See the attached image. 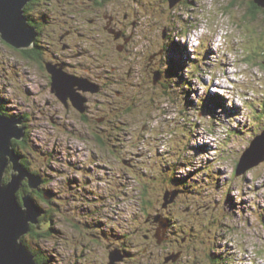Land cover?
Returning a JSON list of instances; mask_svg holds the SVG:
<instances>
[{
	"label": "rangeland",
	"instance_id": "obj_1",
	"mask_svg": "<svg viewBox=\"0 0 264 264\" xmlns=\"http://www.w3.org/2000/svg\"><path fill=\"white\" fill-rule=\"evenodd\" d=\"M77 1L42 0L32 13L56 27ZM229 1L193 0L173 8L170 0L139 3L144 30L137 32L147 35L148 49L152 40L161 47L174 43L150 67L143 45L132 49L135 60L126 64L110 50L106 66L126 65V78L116 80L108 71L102 94L90 91L100 94L90 101L79 95L83 89L74 94L76 104L90 105L89 126L50 94L51 78L41 63L23 58L0 37V102L9 114L28 117L20 123L28 134L26 160L50 179L44 188L58 194L51 206L59 212L47 224L55 221L58 232L43 241L49 264H264V147L249 152L257 165L237 173L256 135L264 134V14L252 11L250 0ZM82 4L91 16L92 0ZM44 33V49L72 56L66 37L56 33L50 40ZM85 55L73 56L74 64L88 67ZM104 99L116 114H127L105 123L103 132H90L101 129L99 118L115 119ZM172 180L183 192L173 193ZM147 215L154 226L146 224ZM127 236L134 251L123 263L126 249L116 243ZM135 240L144 244L137 247Z\"/></svg>",
	"mask_w": 264,
	"mask_h": 264
},
{
	"label": "flooded vegetation",
	"instance_id": "obj_2",
	"mask_svg": "<svg viewBox=\"0 0 264 264\" xmlns=\"http://www.w3.org/2000/svg\"><path fill=\"white\" fill-rule=\"evenodd\" d=\"M193 0H181L179 4L181 3H191ZM83 0H78L76 2L75 7L72 11H68L67 8L64 9L65 15H72V19L70 20H63L65 24H63L62 28L60 29V33H57V38L60 37H66L67 41L65 48L71 49V55L72 56H63V53L59 52V49L57 50H48L49 56L47 57L48 60L51 61V64H55L57 68H60L61 71L64 73H68L70 75H75L78 77L88 78L91 80L99 81L101 84V94L105 91V85H106V79H108V71H111L112 74L116 77V80H119L121 76H124L126 78V69L127 67L124 66L122 69L121 66L118 67V69L115 68V66H112L110 69L107 65L108 62V56L111 55L109 51L112 52L117 50L120 55L123 56V58H127L124 60L125 64L128 62V59H132L136 57L134 51L132 49L136 48L138 45H143V51L145 53L144 57L145 63L147 62V66H151L154 63H156L159 59H161V55L164 53L165 49H169L171 43H174V41H170V44L167 42L165 43V46H160L161 44L156 41L152 40L150 46V49H148V41H147V35L142 33V37L140 38V32H137L139 30H144L141 28L142 21L141 19L144 18L140 15V4L143 5L145 0H142L141 2L137 1L135 5L131 4V1L127 0H119L118 2L116 0H92V6L91 10L93 14L90 15V13H85L82 10ZM239 0H230L229 4L234 5L235 3H238ZM35 2H33L34 4ZM32 4V5H33ZM32 7V6H31ZM66 7V6H65ZM107 8V9H105ZM33 12V10H31ZM27 12V9H26ZM27 15V13H26ZM33 15V14H32ZM87 15V16H85ZM61 22V23H62ZM140 24V25H139ZM54 26V25H52ZM39 29V28H38ZM37 29V30H38ZM40 31V29H39ZM59 34V35H58ZM139 34V37L137 36ZM39 36V35H38ZM163 37H167L166 32L163 34ZM41 38V37H40ZM64 46V45H63ZM46 50V49H44ZM77 50V54L76 53ZM88 50L92 51L90 52L91 55H88ZM81 51V52H80ZM83 52H86L85 61L89 63L88 67L81 68L83 64H80V66L74 64V60L72 59L73 56L78 57V55L82 54ZM94 53V54H93ZM135 60V58H134ZM104 64V65H101ZM122 63V62H121ZM137 65V64H136ZM139 65V63H138ZM105 67V74L104 77L102 76V70L100 68ZM44 69L49 72L50 78H51V89L50 94L52 96L58 97L57 99H60L63 105L69 111L68 109H71V112H75L81 119H83V123L86 126H89L88 122V116L90 105H85L84 110H81V108L76 104L78 101L74 102L72 97H67V101L65 102L62 98L59 97V93L54 89L53 87V73L50 71V69L45 68ZM84 71V76H80L81 72ZM124 71V73L121 72ZM101 72V73H100ZM132 67L128 70V75L131 74ZM92 74H94L95 79L92 78ZM96 75V76H95ZM87 76V77H86ZM130 76V75H129ZM78 87V86H77ZM76 87V89H77ZM91 90H87L84 92H79L80 94H84V96L87 98L88 101L92 100L95 95H100L99 93L92 94L90 93ZM99 91V92H100ZM92 95V96H91ZM117 94H114L111 90V96L116 97ZM78 98H75L77 100ZM77 106H76V105ZM101 104H104L105 107L112 113V117L115 119H107L105 116L102 118H99V121L101 122L99 124V127L104 129V124L107 122H110L111 120H116V116L120 115V113L125 116L127 112H125V109L120 110V113L116 114V108L110 107L111 101L104 99ZM43 105V102H42ZM41 112H44V110H40ZM6 114V113H5ZM68 115V113H67ZM20 117H23L24 120H26L28 117L26 115H18ZM57 124H59L63 130L66 131H75L73 128V125L71 127L66 125H61L56 121ZM24 125V124H23ZM108 125V124H107ZM97 128L95 126L90 128L91 131H96ZM90 157L94 159L93 154L90 152V148L88 152ZM149 222V221H148ZM120 247V246H119ZM121 249V248H120Z\"/></svg>",
	"mask_w": 264,
	"mask_h": 264
},
{
	"label": "water",
	"instance_id": "obj_3",
	"mask_svg": "<svg viewBox=\"0 0 264 264\" xmlns=\"http://www.w3.org/2000/svg\"><path fill=\"white\" fill-rule=\"evenodd\" d=\"M30 1L32 0H0L1 37L20 49L34 46L38 37L37 27L30 24L25 16V7ZM180 1L170 0V6L174 7ZM253 1L258 7L264 9V0ZM47 63V68L53 73V86L59 84L54 81V76L61 72L60 68H57L55 64L52 66L51 62ZM63 74L71 80V83L74 79L75 88L72 95L75 94L77 86L85 91H100L101 89L100 86H92L81 77L70 75L67 72H63ZM63 88L67 90L65 85ZM54 89L59 93V97L66 102L65 92L62 90L61 94L58 89ZM75 98L79 99V95L77 97L74 95L72 99L76 101ZM77 105L81 110H84V106L79 103ZM20 123V118L4 115L0 106V264H39L30 248L24 244L22 237L30 231L33 222L37 223L38 217L43 211L39 209L41 206L36 203L30 193L23 197L24 206L19 202L17 193L26 178L29 179L31 188H38L42 184V178L30 172L21 163V155L13 146L15 138L22 139L25 136L24 128L20 126ZM261 143L264 145V134L257 135L252 141L250 149L243 154L244 162L240 161L242 163L238 166V175L257 165L258 160L248 155L250 150L253 151L256 147L263 148ZM247 159L252 162H247ZM10 164H13L12 175L8 181H5L6 170ZM16 171L19 173L17 174ZM179 192V189H176L173 193L178 195Z\"/></svg>",
	"mask_w": 264,
	"mask_h": 264
},
{
	"label": "trees",
	"instance_id": "obj_4",
	"mask_svg": "<svg viewBox=\"0 0 264 264\" xmlns=\"http://www.w3.org/2000/svg\"><path fill=\"white\" fill-rule=\"evenodd\" d=\"M41 1L42 0H32L25 7V15L27 13L26 17L28 18L29 23L34 25L35 27H37V29L38 28L40 29V31H39V29L37 30L39 36L36 38L34 46L28 47V48H21V49L17 48L16 46H13V45L12 46H13V48H15V50H17L19 53L22 54L23 58L28 59V61H38L41 63V65L43 67L46 68V67H48L47 62H49V61H48L47 57L49 56V54L47 56H45L44 54L46 52L48 53L49 51L44 50V47L42 45L43 42H45V41L41 40V38H40L41 35L44 33L42 30H46V29L50 30L48 32V34H46V33H44V34L46 35V37L48 39L54 40L53 37H56V33H60V29L62 28L63 24H65V23L64 22L59 23L58 26H56V27L49 26V23L46 22L47 20L44 17L42 19V16H40L38 14H33L31 10L34 11L35 7H31V6H36ZM33 2H35V3L33 4ZM250 4L255 7V9H254L251 6L252 11H254L257 14H259V13L264 14V9L258 7L254 3L253 0H250ZM75 5H76V3L70 4V6H73V8L75 7ZM82 6H83V4H82ZM26 9H27V12H26ZM71 16L72 15H65L64 20L66 21V20L72 19ZM253 16L255 17V15H253ZM46 17H51V16L46 15ZM45 23H47V24H45ZM48 26H49V28H48ZM0 37H1V34H0ZM161 78H162V75H161ZM0 106H1L2 112L4 114L5 113L9 114L5 105L0 104ZM10 115H14V114H10ZM104 130L105 129L101 128L100 130L97 129L96 132H101V131L103 132ZM98 137L100 139L102 138L101 135H98ZM13 145L16 147L17 152L22 156L23 164H25V166L28 165L29 163L26 160V157H27L26 153L29 152L28 134H26V136L22 140H14ZM31 145L33 147L32 149L34 151L38 152L36 150V146L33 144H31ZM32 163H35V162H32ZM11 168H12V166L9 167V169L6 173L5 181H8L11 177V173H10ZM27 168L31 172L39 175L42 178V184L38 188H31V186L29 185V180H26L25 182H23L22 189H20L18 191V195H17L19 202L24 206L23 197L27 193H30L33 196V198L35 199L36 203L39 206H41L39 209L42 210L43 212H41V214L39 215L37 223L33 222L31 224L30 231L22 237V240H23L24 244L26 246H28L30 248V250L32 251V253L35 255V259L39 264H43L44 262H46L45 264H49L47 262L49 260L48 256L43 253V251L49 250V247L44 245L43 241H45L46 238L51 237L52 235L53 236L56 235V232H58L55 225H54L55 221H53L51 225H47L49 222H51L54 219L53 218L54 215L57 214V212H59L58 209L51 206V202L56 201V197L58 196V194L54 190L51 191V189L44 188V186L50 184L51 181L45 175V172L43 174V171L41 170V168H37L36 166H35V168H33L29 165L27 166ZM237 171H238V168H237ZM172 182H173L174 186H177L174 188L179 189L180 192H183V187H181L179 183H177L173 180H172ZM145 195L147 197L143 200L146 201L147 203H149V195L150 194L148 192H146ZM143 211H147V209H143ZM89 214H91V213H89ZM147 221H149V222H147ZM146 224H150V225L153 224V226L155 225V221L150 215H147V217H146ZM73 225L75 227L79 226L77 223H72V226ZM98 231H100V230H98ZM87 236H88L87 237L88 240H90L91 242H95L92 235H87ZM56 238H58V236H56ZM130 239L131 238H129L127 236L126 240L120 241L119 243H116V244H118L117 245L118 248H121V249L125 248L126 249L125 252L127 253L128 256L125 258L123 263H125L133 255L132 250L134 251V247H133L132 243L130 242ZM134 244H135V246L138 247L144 243L139 242V240H135ZM143 247H144V245H143ZM45 248H47V249H45ZM180 253H181V251H178L177 255ZM225 258H226V260L229 261L228 257H225Z\"/></svg>",
	"mask_w": 264,
	"mask_h": 264
},
{
	"label": "bare ground",
	"instance_id": "obj_5",
	"mask_svg": "<svg viewBox=\"0 0 264 264\" xmlns=\"http://www.w3.org/2000/svg\"><path fill=\"white\" fill-rule=\"evenodd\" d=\"M56 79H57V81H56ZM54 81L58 82L59 84H55L53 87L58 89V91H60L61 94H62V90H63L65 92V97H68V96L72 95V93H74V85H73L74 79L72 80V83H71V80L67 79L62 71L54 76ZM86 81H88L93 86V84L89 80H86ZM64 85L67 86V90L63 88ZM94 90H97V89H94ZM253 158L257 159V155L253 156ZM259 158H260V156H259ZM258 161H259V159H258Z\"/></svg>",
	"mask_w": 264,
	"mask_h": 264
},
{
	"label": "clouds",
	"instance_id": "obj_6",
	"mask_svg": "<svg viewBox=\"0 0 264 264\" xmlns=\"http://www.w3.org/2000/svg\"><path fill=\"white\" fill-rule=\"evenodd\" d=\"M179 3V2H178ZM171 7V6H170ZM173 8V7H172ZM26 16V15H25ZM196 30L197 29H195L194 30V32H196ZM2 38V37H1ZM0 104H2L1 102H0ZM3 113V112H2ZM4 114V113H3ZM4 115H7V116H10V117H16V118H20L21 119V121H24V118L23 117H20V116H18L17 114H14V115H10V114H4ZM20 126H21V124H20ZM261 134V133H260ZM257 135H259V134H257ZM25 136H26V134H25ZM24 136V137H25ZM24 137L22 138V139H24ZM22 139H14V140H22ZM13 140V141H14ZM14 146V145H13ZM14 148L16 149V147L14 146ZM16 151H17V149H16ZM21 163L23 164V162H22V156H21ZM25 165V164H24ZM10 166H12V168H11V170H13V164H10L9 166H8V168H7V170H6V173H7V171H8V169H9V167ZM11 173V172H10ZM11 175H12V173H11ZM6 176V175H5ZM11 178V177H10ZM26 180H29L28 178H26L23 182H25ZM30 185V184H29ZM23 186V185H22ZM22 189V188H21ZM17 195H18V193H17Z\"/></svg>",
	"mask_w": 264,
	"mask_h": 264
}]
</instances>
